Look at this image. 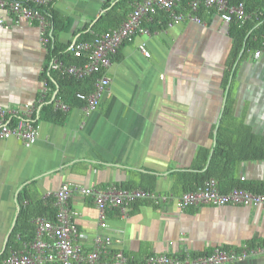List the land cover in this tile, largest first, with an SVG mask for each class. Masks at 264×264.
<instances>
[{"label": "crops", "instance_id": "1", "mask_svg": "<svg viewBox=\"0 0 264 264\" xmlns=\"http://www.w3.org/2000/svg\"><path fill=\"white\" fill-rule=\"evenodd\" d=\"M117 3L55 0L54 8L66 20L60 42L73 43L106 5ZM130 12L120 10L123 18ZM6 17L11 26L0 27V106L8 119H17L27 109L38 110L48 58L37 22ZM160 23L157 19L154 25ZM141 43L149 56L139 49ZM231 45L229 22L217 12L204 14L199 22L185 19L136 34L115 53L120 59L102 70L109 82L94 110L69 106L62 124L39 120V135L31 144L1 140L0 253L17 214L16 195L27 183H33L34 196L54 194L64 182L99 189L135 182L180 195L182 189L172 190L181 185L175 172L192 167L201 148H212ZM51 92L47 85L45 98ZM235 96L236 114L244 112L245 121L264 136V47L259 56L250 51L240 62ZM233 174L242 181H264V159L242 161ZM69 204L79 229L76 243L84 252L94 248L97 236L109 237L113 249L138 263L151 254L178 255L185 249L198 255L216 246L238 250L249 242L264 245L263 206L199 204L180 209L172 202L139 199L125 216L119 208L107 209L103 227L90 198L75 191ZM248 262L264 264V254Z\"/></svg>", "mask_w": 264, "mask_h": 264}, {"label": "built area", "instance_id": "2", "mask_svg": "<svg viewBox=\"0 0 264 264\" xmlns=\"http://www.w3.org/2000/svg\"><path fill=\"white\" fill-rule=\"evenodd\" d=\"M49 0H0V27L9 28L11 23L6 16H15L19 20L29 23L37 22L41 30L42 41H48L47 31L50 27L49 19L34 5L46 4ZM180 0H138L128 14L127 18L118 27L109 28L95 33L91 40L78 41L74 45L75 55L82 52L86 54L83 64L64 65L60 60L54 59L51 68L81 78L104 70L111 64L112 56L126 41L131 40L136 34H148L149 29L143 24V20H151L157 10L168 12L171 22H179L185 19L201 21L194 14L200 3L212 7L222 20L229 22L233 19L244 21L249 17L245 13L244 3L229 4L228 0H190V11L178 12L176 7ZM264 44V40H263ZM139 49L146 56L149 50L143 43ZM261 54V49L254 52L255 56ZM109 79L101 74L95 83L94 91L89 94L78 93L77 96L84 100L87 111L94 110L98 103L102 90L108 84ZM47 90L46 81L43 83L40 102L45 98ZM56 109L68 110L69 105L60 99L54 100ZM34 109H27L25 114L17 117L15 122H9L5 112L0 106V141L10 138L34 143L39 135V123L31 120ZM79 192L90 198L101 217V226H106L105 215L109 208H119L125 216L133 202L139 199L148 200L154 204L172 202L178 208L185 209L199 204L213 206L241 205L263 206L264 194L255 193L244 188H233L228 192H221L215 178H209L197 189L183 192L176 196L172 193H162L150 189H127L120 186H112L107 189H99L91 186L64 182L54 192L56 213L54 220L39 217L36 219L37 229L33 240L24 243L22 247L12 249L9 254L0 260V264H104L103 256L109 257V264H128V258L121 249H113L109 237L97 236L94 240V248L84 252L76 243L79 229L73 220L74 211L69 204L73 192ZM264 254V245L244 244L239 250L216 246L208 253L194 255L185 249L181 254L169 255L166 253L151 254L140 264H225L240 262L251 264L248 258Z\"/></svg>", "mask_w": 264, "mask_h": 264}, {"label": "trees", "instance_id": "3", "mask_svg": "<svg viewBox=\"0 0 264 264\" xmlns=\"http://www.w3.org/2000/svg\"><path fill=\"white\" fill-rule=\"evenodd\" d=\"M136 1L138 0H118L117 4L106 5L104 12L94 25L90 28L85 27L75 38V41L68 45L62 44L59 40V33L64 29L66 20L54 8L55 0H49L46 4L34 5L50 21V27L47 31L48 41L46 42L48 65L41 77L51 87L52 92L48 93L46 98H44L38 110L32 115L31 120L36 123L42 119L59 124L64 123L67 113L54 107L55 99H60L70 107L85 105L86 102L79 98L77 94L93 92L97 78L103 74L102 71L77 78L63 70L51 68V62L54 59H58L64 65L83 64L87 59L86 54L82 52L80 55H75L73 50L75 43L91 40L95 33L119 26L126 18H123L120 10L129 12V10L133 9ZM228 2L231 5L244 3L245 13L249 17L244 21H237L236 19L229 21L232 45L223 73L224 100L219 121L214 129L213 145L210 150L201 148L198 151L195 164L192 167L175 172L177 182H180L181 185L175 186L172 189L174 192L179 189H182V193L195 190L205 180L215 178L221 192H228L233 188H244L255 193L264 194V181H242L233 174L235 166L242 161L264 159V136L256 133L252 126L245 121L244 112L240 115L236 114L235 96L236 73L240 62L248 56L250 51L255 52L264 47V0H228ZM189 3L190 0H180L176 11H190ZM211 12L216 11L214 8L200 3L194 14L202 20L204 14ZM157 19H161L160 25H154ZM169 23H171V18L168 12L162 9L157 10L151 20H143V24L149 30L163 29ZM114 58L120 59L115 54L111 60ZM55 90H57V93L54 99L51 100ZM8 120L9 122L16 121L14 117ZM31 184L27 183L24 185L16 195L18 213L5 248L0 253V260L5 258L12 249L20 248L24 243L34 239L37 229V218L44 217L54 220L56 213L54 194L34 196L30 187ZM121 185L130 189H151L148 185L135 182L122 183ZM248 244L254 245L251 242ZM124 254L128 258V264H140L128 254ZM109 261V257H107L103 263L109 264Z\"/></svg>", "mask_w": 264, "mask_h": 264}, {"label": "water", "instance_id": "4", "mask_svg": "<svg viewBox=\"0 0 264 264\" xmlns=\"http://www.w3.org/2000/svg\"><path fill=\"white\" fill-rule=\"evenodd\" d=\"M17 213H18V210H17ZM16 217H17V214L15 215V218H14V221H13V223H12L11 229H12L14 223H15V219H16ZM11 229H10V231H11ZM10 231H9L8 234L6 235L5 241H7L8 237H9V234H10Z\"/></svg>", "mask_w": 264, "mask_h": 264}]
</instances>
